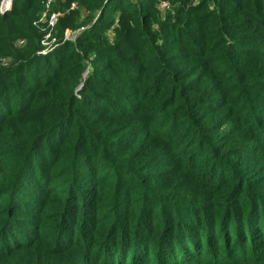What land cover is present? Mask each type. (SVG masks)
<instances>
[{"label": "trees", "instance_id": "obj_1", "mask_svg": "<svg viewBox=\"0 0 264 264\" xmlns=\"http://www.w3.org/2000/svg\"><path fill=\"white\" fill-rule=\"evenodd\" d=\"M0 264H264V0L0 12Z\"/></svg>", "mask_w": 264, "mask_h": 264}, {"label": "built area", "instance_id": "obj_2", "mask_svg": "<svg viewBox=\"0 0 264 264\" xmlns=\"http://www.w3.org/2000/svg\"><path fill=\"white\" fill-rule=\"evenodd\" d=\"M12 1L13 0H0V12H3V11H5L8 7H10V5L12 4ZM49 1V0H48ZM168 7V6H167ZM160 8L161 9H165L166 7H165V1H161L160 2ZM54 22H55V16H51L50 18H49V20H48V24L50 25V26H53V24H54ZM46 37H48L47 35H46ZM52 41H54V39H52ZM43 42V44L44 45H47L46 44V42L45 41H42ZM18 43H23V40H18ZM46 49V48H45ZM44 50V49H43ZM42 50V51H43ZM41 51V52H42ZM1 63L3 64V65H6L7 64V61L5 60V59H2L1 60Z\"/></svg>", "mask_w": 264, "mask_h": 264}, {"label": "rangeland", "instance_id": "obj_3", "mask_svg": "<svg viewBox=\"0 0 264 264\" xmlns=\"http://www.w3.org/2000/svg\"><path fill=\"white\" fill-rule=\"evenodd\" d=\"M167 6H169V5H168V2L165 1V7H166L165 9L168 8ZM165 9H162V10H165ZM77 33H78V32L75 33L74 31H72V32L68 31V32H66V35H65V36H66L67 38L71 39V40H74V38H75V36H76ZM45 37H46V35H45ZM46 38H47V37H46ZM45 40H46L45 42H46L47 45H44L43 42H42V45H43L46 49L43 48L44 50L42 49L43 51L41 50L42 52L40 51V53H44L45 51H47V49L49 48V46H50L53 42H55V41H52V40H51V41H49V40H47V39H45ZM18 44H19V43H18ZM89 70H90V68L86 69L85 72L83 73V75H82V79H81L80 83L78 84L76 90L80 89V87L83 85L84 78H85L86 75L88 74ZM72 251H73V253H74V249H73Z\"/></svg>", "mask_w": 264, "mask_h": 264}]
</instances>
